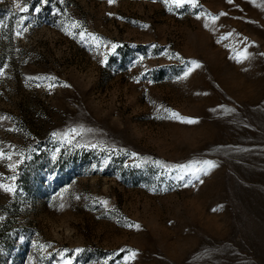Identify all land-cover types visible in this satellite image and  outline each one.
Wrapping results in <instances>:
<instances>
[{
	"label": "rangeland",
	"instance_id": "1",
	"mask_svg": "<svg viewBox=\"0 0 264 264\" xmlns=\"http://www.w3.org/2000/svg\"><path fill=\"white\" fill-rule=\"evenodd\" d=\"M0 69V264H264V0H0Z\"/></svg>",
	"mask_w": 264,
	"mask_h": 264
},
{
	"label": "snow or ice",
	"instance_id": "2",
	"mask_svg": "<svg viewBox=\"0 0 264 264\" xmlns=\"http://www.w3.org/2000/svg\"><path fill=\"white\" fill-rule=\"evenodd\" d=\"M44 2L47 3V0H44ZM108 2H109V4H112L114 2V0H108ZM229 2H231V0H229ZM164 3L169 6V11L172 10V6L173 5L176 8H181V7L185 6V5H189V6L193 7V8L197 7V0H164ZM17 7L20 8V11L22 13H27L28 12V7H27L26 4L23 7H20V5L18 4ZM36 11L38 12L39 9H37ZM221 15H223V13H221ZM197 18L199 19L200 17L198 16ZM211 19H212L213 22H215L218 19V17L213 16V17H211ZM25 20H26V17L22 16L21 20H20V26H21V28H23L26 31L27 29L24 26V21ZM77 26H78L77 22L73 21L72 27H77ZM205 26H207V25H205ZM143 27H147V25H143ZM66 31H67V29H66ZM67 34L68 35H72L73 33L68 31ZM16 35L20 36L21 32L18 30ZM80 35H81V38L83 39L85 33L81 32ZM91 39H93L94 41H99V37H96V36H91ZM116 47H117V45H112V50L115 51ZM246 58H247V50L246 49H244L243 51L239 52L238 55H237L238 62L242 61L243 59H246ZM191 63L193 64L194 67H199L200 66L195 61H192ZM190 71H191V69H189V72ZM2 74H3V70L0 69V75H2ZM188 74L189 73L186 72L185 73V77H187ZM49 87H52V85H49ZM172 117L175 118V119H178V120H180L181 122H184V123L191 124V123H195L196 122V121H194L192 119L181 117L177 113H172ZM71 131H72L73 134H75V132H76L75 129H72ZM65 139L68 140L69 143H71V139H70L69 134H65ZM93 147H95V146H93ZM3 158H5V153L3 152V150H0V159H3ZM7 158L11 159V156L8 155ZM204 164L206 166L205 174H207V170H210V169L215 167V165L211 161H204ZM9 167L13 168L14 166L13 165H9ZM13 179H15V178L13 177ZM0 189H3L5 192H8V193H14L15 192L14 185L13 186H9V185H5V184L0 183ZM101 203H103L105 205L107 204L106 201H101ZM61 207H63V205H61ZM135 227L139 228V225H135ZM136 255H137V253L132 251V252L129 253V256L125 258V260L127 261V260H130V259H135ZM69 264H70V262H69Z\"/></svg>",
	"mask_w": 264,
	"mask_h": 264
}]
</instances>
